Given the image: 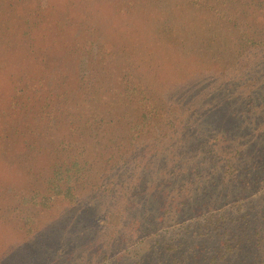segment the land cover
<instances>
[{"label": "rangeland", "instance_id": "rangeland-1", "mask_svg": "<svg viewBox=\"0 0 264 264\" xmlns=\"http://www.w3.org/2000/svg\"><path fill=\"white\" fill-rule=\"evenodd\" d=\"M259 14L251 0H0V264L164 258L125 222L159 224L166 185L147 180L180 142L178 102L244 68ZM242 228L241 264H264V219Z\"/></svg>", "mask_w": 264, "mask_h": 264}, {"label": "trees", "instance_id": "trees-1", "mask_svg": "<svg viewBox=\"0 0 264 264\" xmlns=\"http://www.w3.org/2000/svg\"><path fill=\"white\" fill-rule=\"evenodd\" d=\"M251 1L260 11L261 26L259 37H248L256 48L251 59L238 74L220 81L215 78L217 87L211 82V89L198 98L193 95L178 102L184 113L180 142L172 138L171 157L147 180L153 183L160 178L166 185L156 219L159 224L149 223L141 230L140 215L124 223L129 237L137 234L139 242H151L152 254L164 255L155 264H241L246 241L243 225L264 219L259 211L252 213V206L264 195V0ZM202 107L206 119L196 126L192 115ZM180 146L183 150L176 151ZM125 170L122 177L130 171ZM136 183L128 178L127 206L141 205L138 200L145 190ZM59 193L65 191L58 188ZM44 199L54 198L49 193ZM259 234L254 231L251 237Z\"/></svg>", "mask_w": 264, "mask_h": 264}]
</instances>
